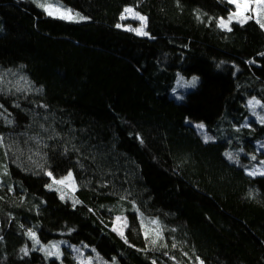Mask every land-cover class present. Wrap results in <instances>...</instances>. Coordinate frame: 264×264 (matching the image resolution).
I'll return each mask as SVG.
<instances>
[{
	"label": "trees",
	"instance_id": "trees-1",
	"mask_svg": "<svg viewBox=\"0 0 264 264\" xmlns=\"http://www.w3.org/2000/svg\"><path fill=\"white\" fill-rule=\"evenodd\" d=\"M60 4L87 19L0 0V264H78L67 248L47 257L28 230L110 264H264V176L248 175L264 124L247 106L264 103V29L219 28L227 0ZM126 7L148 36L125 30ZM179 72L200 76L182 99ZM69 172L74 191L53 184Z\"/></svg>",
	"mask_w": 264,
	"mask_h": 264
},
{
	"label": "snow or ice",
	"instance_id": "snow-or-ice-1",
	"mask_svg": "<svg viewBox=\"0 0 264 264\" xmlns=\"http://www.w3.org/2000/svg\"><path fill=\"white\" fill-rule=\"evenodd\" d=\"M34 2L37 3V6L41 8L48 16L58 18L61 20H66L69 22H80L85 19L86 17L80 15L78 12L74 13L72 9L70 8H65L62 4H60V0H55V5L53 3L48 2V0H45V2H40V0H34ZM229 4L234 5V11L230 13V15L227 17V19L221 17L217 21V26L223 30L226 31H232V28L230 25L232 24L233 21H236L239 24H244L248 22L249 20H254L261 29H264V0H227ZM128 17H132L138 21H140L139 27L132 28V27H127L125 30L127 31H133L137 35L140 36H148L149 33L145 31L147 28V17L144 15H141L139 12H136L134 8L132 7H126L123 10V13L121 14V20H124ZM199 18V17H198ZM117 28L124 27L121 24L116 25ZM264 55V54H262ZM183 81V78H181ZM198 78L197 77H192L191 81L184 82L183 86L184 87H195L197 83ZM182 99V97H181ZM247 106L251 109L252 115L257 116L259 119V122L261 124H264V115H259L256 111L257 108H264V103H262L260 100H257L255 97L249 99L247 101ZM11 122V121H9ZM196 127L200 130L204 129L203 124H198ZM210 140H212V137L208 135H204V142L207 143ZM3 144V137L0 136V145ZM225 156L229 160H234V155L232 153H225ZM252 160H256L257 157L253 155L251 157ZM238 162V161H236ZM260 167H254L251 171L248 172V175L254 176V175H261L264 176V161H260ZM47 175L50 177L52 176L51 172H48ZM53 184L57 185H63L68 189H71L72 191L75 190V181L74 177L71 172L68 173V175L62 179L56 180L53 179ZM51 188L52 185H49ZM59 190V189H58ZM61 199H64V193H61ZM75 203H79V201H74ZM136 211H139V209H135ZM142 215V214H141ZM123 219V223L121 224V221ZM115 223L116 224H121L120 227H114L113 231H116L122 238L125 239V242L127 243V238L125 237L124 233V228L127 227V219L122 218L121 216H117L115 218ZM152 225H155V228L152 229V231L155 232L156 237L160 238V233L161 229L159 226L158 221H150L149 222ZM141 225L144 226V220L143 218L141 219ZM149 229L145 227V238L147 239L149 237ZM27 235L29 236L30 239L34 242V244H40L39 239L36 236V233L28 230ZM152 244L156 243V240L153 239L150 241ZM176 245L174 244L173 247ZM42 250L45 252L46 256H56L59 258L60 256V251H59V244L57 243H52L50 244L47 248H42ZM21 251L27 255L28 254V249L27 247L21 249ZM76 251H79V249H76ZM185 255H187L185 253ZM197 260H199V264H204L203 260H200L199 257H197ZM87 264H91V260L87 262ZM155 264V262H153Z\"/></svg>",
	"mask_w": 264,
	"mask_h": 264
},
{
	"label": "rangeland",
	"instance_id": "rangeland-1",
	"mask_svg": "<svg viewBox=\"0 0 264 264\" xmlns=\"http://www.w3.org/2000/svg\"><path fill=\"white\" fill-rule=\"evenodd\" d=\"M40 2H45V0H40ZM48 2L52 3L49 0H48ZM73 12L76 13L75 11H73ZM123 21H124L123 22L124 26L126 28L127 27L136 28V27H139V25H140V21H138V20H136V19H134L132 17H128V18L124 19ZM194 76L198 78L197 83L195 85V87H196L198 85V82L200 81V76L199 75L195 74L193 76L188 77V76L182 74L181 72H179L178 75H177V79H176L175 85H174V87H173V89L171 91V94L173 96L177 97L178 99H181V97L183 98V94H184L185 91L192 90V89L195 88V87H184L183 83L191 81L192 77H194ZM181 78H183V81L181 80ZM259 115H264V109L259 113ZM195 124L198 125V124H203V123H195ZM256 167H260V165H257ZM251 170L252 169H250L249 171H251ZM254 176H256V175H254ZM68 190L72 191L71 189H68ZM52 243L59 244V251H60L59 259L62 258V256L65 253V248H67L70 252H72L73 256L78 260L77 261L78 264H79V262H80V264H87V262L89 260H91V264H110L106 260H103L102 258L98 257L95 253H93L92 250L90 252L89 251L90 248L88 246L83 245L82 247H79V245H71V244L67 243L64 240H53V241H50L48 243L40 242V244H35V247L39 248L40 251H42L45 254V252L42 250V248H47ZM23 248H25V247H23ZM76 249H79V251H76ZM88 251L90 253H88ZM47 257L58 258L56 256H47Z\"/></svg>",
	"mask_w": 264,
	"mask_h": 264
}]
</instances>
